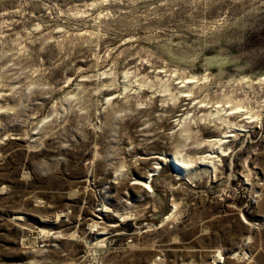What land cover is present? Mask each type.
Wrapping results in <instances>:
<instances>
[{
  "label": "rangeland",
  "instance_id": "obj_1",
  "mask_svg": "<svg viewBox=\"0 0 264 264\" xmlns=\"http://www.w3.org/2000/svg\"><path fill=\"white\" fill-rule=\"evenodd\" d=\"M0 264H264V0H0Z\"/></svg>",
  "mask_w": 264,
  "mask_h": 264
},
{
  "label": "water",
  "instance_id": "obj_2",
  "mask_svg": "<svg viewBox=\"0 0 264 264\" xmlns=\"http://www.w3.org/2000/svg\"><path fill=\"white\" fill-rule=\"evenodd\" d=\"M174 165H176V163H173Z\"/></svg>",
  "mask_w": 264,
  "mask_h": 264
}]
</instances>
